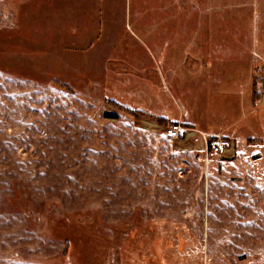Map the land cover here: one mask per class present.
Masks as SVG:
<instances>
[{"label": "rangeland", "instance_id": "obj_1", "mask_svg": "<svg viewBox=\"0 0 264 264\" xmlns=\"http://www.w3.org/2000/svg\"><path fill=\"white\" fill-rule=\"evenodd\" d=\"M0 264H264V0H0Z\"/></svg>", "mask_w": 264, "mask_h": 264}, {"label": "built area", "instance_id": "obj_2", "mask_svg": "<svg viewBox=\"0 0 264 264\" xmlns=\"http://www.w3.org/2000/svg\"><path fill=\"white\" fill-rule=\"evenodd\" d=\"M188 130L179 123L168 125L165 130L166 138L170 140H179ZM230 148V142L227 138L213 136L209 143L206 144L203 154L196 157V161L205 166L208 165L209 159L214 157L222 158Z\"/></svg>", "mask_w": 264, "mask_h": 264}]
</instances>
